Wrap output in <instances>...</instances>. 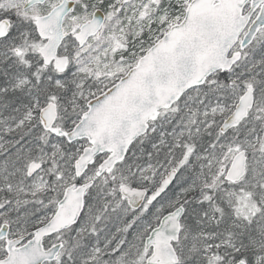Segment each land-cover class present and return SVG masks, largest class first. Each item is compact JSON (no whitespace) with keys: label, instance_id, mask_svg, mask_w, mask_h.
I'll return each mask as SVG.
<instances>
[{"label":"snow or ice","instance_id":"snow-or-ice-1","mask_svg":"<svg viewBox=\"0 0 264 264\" xmlns=\"http://www.w3.org/2000/svg\"><path fill=\"white\" fill-rule=\"evenodd\" d=\"M0 264H264V0H0Z\"/></svg>","mask_w":264,"mask_h":264}]
</instances>
